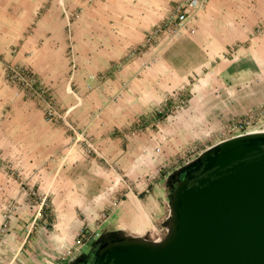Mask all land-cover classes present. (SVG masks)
Here are the masks:
<instances>
[{"label": "crops", "instance_id": "0c3cea01", "mask_svg": "<svg viewBox=\"0 0 264 264\" xmlns=\"http://www.w3.org/2000/svg\"><path fill=\"white\" fill-rule=\"evenodd\" d=\"M177 1L0 0V214L19 202L14 247L32 222L35 246L57 253L75 244L81 228L93 231L120 206L134 209L133 197L153 212L149 177L159 163L264 104V0H210L151 65L142 67L148 51L129 56ZM63 7L78 15L70 25ZM6 64L49 87L103 157L72 146L67 128L46 121L39 104L5 80ZM120 181L126 201L109 211ZM37 197L47 200L38 215Z\"/></svg>", "mask_w": 264, "mask_h": 264}, {"label": "water", "instance_id": "95a60500", "mask_svg": "<svg viewBox=\"0 0 264 264\" xmlns=\"http://www.w3.org/2000/svg\"><path fill=\"white\" fill-rule=\"evenodd\" d=\"M162 177L151 183L155 210L144 230L122 206L94 229L91 264H264V118Z\"/></svg>", "mask_w": 264, "mask_h": 264}, {"label": "built area", "instance_id": "2783aa9c", "mask_svg": "<svg viewBox=\"0 0 264 264\" xmlns=\"http://www.w3.org/2000/svg\"><path fill=\"white\" fill-rule=\"evenodd\" d=\"M210 0H178L172 8V11L168 17L163 21L154 25V27L146 33L142 43L133 51L129 56L133 55L137 51H148L151 57L145 61L142 65L143 68L152 64L153 60L159 56V54L173 41L180 38L188 30L190 25L197 19L200 12L206 9ZM64 17L67 19V24L77 18V13H71L66 8L62 9ZM261 27H258L255 32L259 33ZM229 53H234V48L231 47ZM73 57V53H71ZM71 75L76 68V63L73 58L70 61ZM5 80L17 87L18 91L27 99L36 101L42 109L44 118L46 121L62 125L72 133V146L80 145L87 155H93L97 157H103L101 151L97 147L96 143L86 133L85 129L78 130L75 125L68 119L67 112L59 109L57 100L53 96L49 87L43 84L31 71L27 68L15 65L6 64L4 67ZM127 83L123 84L126 87ZM78 97V96H77ZM264 118V104L257 107L254 110L245 112L241 116L232 118L230 121L219 126L213 131L211 137L214 139L221 138L236 131H240ZM138 131L136 127L129 132V136H133ZM197 149L196 144L192 145V148L188 149L186 154L192 153ZM162 170L160 167L157 172ZM30 196H34V192L28 193ZM36 197V196H35ZM40 202L36 206V214L43 213L46 209L47 203H45V197H37ZM19 202L14 200L6 205L5 209L0 214V264H15L16 256L21 253V248L26 240L29 232L34 228L32 222L28 228V232L23 236L21 243L14 247L12 232L14 226H20V218L17 217ZM36 219L33 218V221ZM81 231L78 235V240L82 238L86 233ZM94 232V230H93ZM96 236L97 233L94 232ZM78 240L75 242L77 243ZM75 244H73L74 246ZM72 246L65 248L63 251H69ZM7 257V259L5 258Z\"/></svg>", "mask_w": 264, "mask_h": 264}, {"label": "flooded vegetation", "instance_id": "af4514ba", "mask_svg": "<svg viewBox=\"0 0 264 264\" xmlns=\"http://www.w3.org/2000/svg\"><path fill=\"white\" fill-rule=\"evenodd\" d=\"M165 183L175 184L172 183V177ZM94 238V232L90 230L69 251L60 250L55 253L43 247H36L35 238L30 232L22 245L19 260L21 264H91Z\"/></svg>", "mask_w": 264, "mask_h": 264}, {"label": "rangeland", "instance_id": "374dc122", "mask_svg": "<svg viewBox=\"0 0 264 264\" xmlns=\"http://www.w3.org/2000/svg\"><path fill=\"white\" fill-rule=\"evenodd\" d=\"M182 97L184 98V97H186V92H184V94L182 95ZM183 100V99H182ZM212 138V140L211 141H213V140H215L213 137H211ZM201 140L198 138L197 140H195V142H192L188 147H185V149L183 150L184 152H183V154H181L178 158H176V159H171V160H169V161H164V162H161V163H159L158 164V166H157V168H156V172H155V175L154 176H150L149 178V181H155L158 177H162V175L167 171V170H169V169H171L175 164H177V163H179V162H181L182 160H184L187 156H189L190 154H192V153H194L196 150H198L199 148H201L202 146H204L205 144H207V143H209V142H211V141H208V142H206V143H202V142H200ZM196 144V147H197V149L194 151V152H192V153H187L186 154V152H187V150L188 149H190V148H192V145L193 144ZM97 145V144H96ZM100 150V149H99ZM101 151V150H100ZM162 168V170H160L159 172H157V170L159 169V168ZM123 178H125V177H123ZM123 178H121V180L123 179ZM124 180V179H123ZM121 182V184L120 183H118V185L122 188V189H120L119 188V190L117 191V194H118V197L117 198H115V199H111V202H110V207L107 209V210H111L116 204H118L119 202H120V198H123V201L125 202L126 201V195H125V193H126V191H127V187L126 186H124V183H125V181H120ZM121 192V193H120ZM120 193V194H119ZM123 193V194H122ZM102 194L103 195H106V196H110L111 194H112V192L110 191V190H105V191H103L102 192ZM131 196H133V195H131ZM149 201V200H148ZM38 202H40V200L39 199H36L34 202H33V204L34 205H38L39 203ZM47 202V200L45 201V203ZM49 207H50V202L48 201V209H49ZM37 209V208H36ZM50 223V224H49ZM55 223L53 222V220H48V230H50V231H52V229L56 226V225H54ZM86 228H84V229H82L81 228V230H79V233L81 232V231H86L85 230ZM87 229H89V228H87ZM84 233H86V232H84ZM76 236V235H75ZM78 237H79V235H77L76 236V238H75V242L78 240ZM6 259H7V257H5Z\"/></svg>", "mask_w": 264, "mask_h": 264}, {"label": "bare ground", "instance_id": "6f19581e", "mask_svg": "<svg viewBox=\"0 0 264 264\" xmlns=\"http://www.w3.org/2000/svg\"><path fill=\"white\" fill-rule=\"evenodd\" d=\"M131 204L133 208L135 209L137 215L135 219V226L137 230L142 231L145 229V220H146V214L143 208L140 206L139 202L133 197L131 198Z\"/></svg>", "mask_w": 264, "mask_h": 264}]
</instances>
